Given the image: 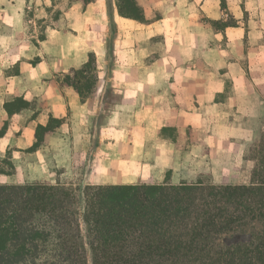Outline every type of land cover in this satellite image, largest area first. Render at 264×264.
Returning a JSON list of instances; mask_svg holds the SVG:
<instances>
[{
	"label": "crops",
	"instance_id": "1",
	"mask_svg": "<svg viewBox=\"0 0 264 264\" xmlns=\"http://www.w3.org/2000/svg\"><path fill=\"white\" fill-rule=\"evenodd\" d=\"M110 1L0 0V185L53 182L76 162L102 186L155 184L167 170L172 184L213 169L251 175L264 0H136L144 21L121 16L116 0L111 13ZM91 54L98 82L83 100L60 79Z\"/></svg>",
	"mask_w": 264,
	"mask_h": 264
},
{
	"label": "trees",
	"instance_id": "2",
	"mask_svg": "<svg viewBox=\"0 0 264 264\" xmlns=\"http://www.w3.org/2000/svg\"><path fill=\"white\" fill-rule=\"evenodd\" d=\"M115 5L121 16L145 20L136 0ZM60 82L87 99L98 82L96 56ZM259 149L249 185H0V264H264ZM241 234L249 238L228 242Z\"/></svg>",
	"mask_w": 264,
	"mask_h": 264
},
{
	"label": "rangeland",
	"instance_id": "3",
	"mask_svg": "<svg viewBox=\"0 0 264 264\" xmlns=\"http://www.w3.org/2000/svg\"><path fill=\"white\" fill-rule=\"evenodd\" d=\"M113 2V0H112ZM59 9L57 11L54 12L53 14V18L57 19L59 16ZM41 29L42 32H44V24L41 23ZM113 29V25L111 24V30ZM41 35V34H40ZM171 137H175V133L174 131H171L168 133ZM264 145V122H263V128H262V133L260 137H257L256 139H254V141L251 143V145L249 146L247 153H246V158L247 161L248 159L251 161L254 160V158H256L258 156V153L260 151V147ZM227 164L228 162H222V161H217L214 163L215 166L218 165H222V164ZM197 164V162L195 163V165ZM237 164V162H236ZM201 164L198 163L197 164V168L200 169ZM85 166L81 163H75L74 165H71L70 167L64 168V169H58L57 170V176L53 179V182L47 181V182H40V183H50L53 185H56L58 183L67 185V186H78V185H82V186H86V185H92L91 183V178L90 176H86V170ZM246 171L248 172H252L251 175H244V176H240V177H235V178H226V177H222L219 175H216V172H220L219 169L217 171V169H213L214 171H205L200 173L197 177H189L187 175H185V177H183L182 181L179 184H173V185H180L182 183H188V184H195L198 182H203L206 185H216V186H227L226 183H223L224 181H229L231 179H233V182L230 183H240L239 185H247L250 184L252 182V178H253V171L255 170V165L253 162H249L247 163L246 167H245ZM182 168L180 167L178 172L181 171ZM183 171H185V169H183ZM164 174V180L162 182H156L155 184H164L166 181L172 183L171 180V175H172V171L167 170ZM56 179V180H55ZM155 184H145V183H141L140 185H155ZM96 186H102V185H96ZM249 238L248 234H241V235H237V236H231L228 238V242H232V241H240V240H247Z\"/></svg>",
	"mask_w": 264,
	"mask_h": 264
}]
</instances>
